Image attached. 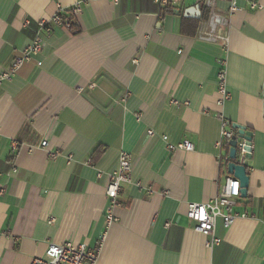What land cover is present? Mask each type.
<instances>
[{
    "label": "crops",
    "instance_id": "0c3cea01",
    "mask_svg": "<svg viewBox=\"0 0 264 264\" xmlns=\"http://www.w3.org/2000/svg\"><path fill=\"white\" fill-rule=\"evenodd\" d=\"M205 1L0 0L5 71L40 18L82 4L72 30L53 25L0 85V264H31L51 242L99 249L95 264H264V0L232 12L216 0L230 15L225 44L197 37ZM234 123L253 132L237 206L249 216L219 219L211 248L187 210L231 176L223 131ZM184 141L193 149L170 148ZM122 151L133 181L108 226L107 173Z\"/></svg>",
    "mask_w": 264,
    "mask_h": 264
},
{
    "label": "built area",
    "instance_id": "2783aa9c",
    "mask_svg": "<svg viewBox=\"0 0 264 264\" xmlns=\"http://www.w3.org/2000/svg\"><path fill=\"white\" fill-rule=\"evenodd\" d=\"M163 7L169 4V0H156ZM232 1L231 12L236 8L235 0ZM205 8L207 15L201 17L198 26V39L207 42L227 43L228 34L222 30L229 27L230 15L223 14L216 9V0H206ZM82 11V4L74 5L69 11L61 9L58 13L52 15L49 19L40 18L37 21V30L33 41L22 51V55L17 57L13 66L8 71L0 70V85L5 80H9L15 74L16 69L25 61H29L35 54L42 52L45 48L44 35L50 34L53 31V25L62 26L68 30L74 27L75 15ZM69 12L71 17L65 16ZM30 25V21L26 22ZM223 99L229 97L227 91L224 73L220 76V89ZM152 135L153 131H149ZM235 133L227 130L223 131V137L230 139ZM167 140L168 137L164 136ZM48 141L44 139L41 142V147H47ZM171 149L180 148L184 150H192L193 144L189 141L179 143L177 146H171ZM247 151L243 144L238 146V159L244 161ZM17 170L16 167L13 168ZM133 155L128 151H122L119 154L117 165L109 171L108 184L106 188V206L105 219L108 226L117 221L115 209L120 205L119 194L122 185L133 181ZM240 181L233 177L227 176L221 183L218 194L207 202L189 203L187 217L194 222V229L208 237L207 245L214 247L221 242V239L216 235V224L219 219H222L225 227H230L238 218L248 217L249 214L245 211L237 210L239 200L241 199ZM99 249H93L82 243L74 245L71 242L57 244L49 243L45 255L33 260L31 264H95L98 258Z\"/></svg>",
    "mask_w": 264,
    "mask_h": 264
},
{
    "label": "water",
    "instance_id": "95a60500",
    "mask_svg": "<svg viewBox=\"0 0 264 264\" xmlns=\"http://www.w3.org/2000/svg\"><path fill=\"white\" fill-rule=\"evenodd\" d=\"M232 128L235 129L236 132L228 141L230 146L227 164L228 173L240 181L241 195L242 197H246L250 184V176L247 172V166L243 164L244 161H239L237 152L239 144H243L244 149L247 151L245 159L251 158L253 132L248 130L245 126L236 123L232 125Z\"/></svg>",
    "mask_w": 264,
    "mask_h": 264
},
{
    "label": "trees",
    "instance_id": "16d2710c",
    "mask_svg": "<svg viewBox=\"0 0 264 264\" xmlns=\"http://www.w3.org/2000/svg\"><path fill=\"white\" fill-rule=\"evenodd\" d=\"M169 5V4H168ZM168 5H167V7L166 8H168ZM167 10V9H166ZM207 15V10L205 11V13H203V16L202 17H205ZM200 22V21H199ZM199 25V24H198ZM225 145L227 146V147H229V143L228 142H225Z\"/></svg>",
    "mask_w": 264,
    "mask_h": 264
}]
</instances>
